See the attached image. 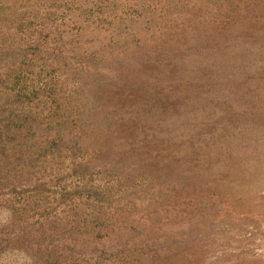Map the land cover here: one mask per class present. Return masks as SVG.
Listing matches in <instances>:
<instances>
[{
  "label": "rangeland",
  "instance_id": "374dc122",
  "mask_svg": "<svg viewBox=\"0 0 264 264\" xmlns=\"http://www.w3.org/2000/svg\"><path fill=\"white\" fill-rule=\"evenodd\" d=\"M0 264H264V0H0Z\"/></svg>",
  "mask_w": 264,
  "mask_h": 264
}]
</instances>
